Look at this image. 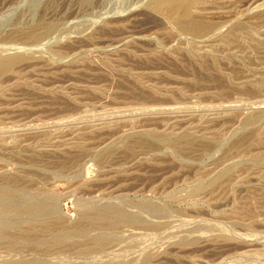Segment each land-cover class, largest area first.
Masks as SVG:
<instances>
[{
  "label": "rangeland",
  "instance_id": "rangeland-1",
  "mask_svg": "<svg viewBox=\"0 0 264 264\" xmlns=\"http://www.w3.org/2000/svg\"><path fill=\"white\" fill-rule=\"evenodd\" d=\"M148 1L0 0V264H264V0L202 41Z\"/></svg>",
  "mask_w": 264,
  "mask_h": 264
},
{
  "label": "bare ground",
  "instance_id": "bare-ground-1",
  "mask_svg": "<svg viewBox=\"0 0 264 264\" xmlns=\"http://www.w3.org/2000/svg\"><path fill=\"white\" fill-rule=\"evenodd\" d=\"M226 1L233 2V0H149L145 7L147 10L141 11L139 14L150 17L154 21L158 22V25L163 30H166L165 35H166L167 41L173 40L179 35L202 41L203 39L209 37L210 35L212 34L214 35V32H216L218 29L221 28L223 24L221 19H223V17L226 15L224 11V6H223V4ZM235 1H236V4L243 3L244 5H247L249 3H254L257 0H235ZM236 13H237L236 10H233L232 12H229L228 16H230V18L235 17ZM254 18L259 19L260 15ZM167 25H170L173 28H175V31L172 30L173 28L169 29ZM240 28L242 27L238 25V26L231 28L227 32L231 36H230V39H228V37L224 38L223 46H226L228 50L238 49L242 52L245 51L244 41L241 35L239 33H236V31L238 32ZM217 47L218 46H216L215 49H217ZM255 49L258 51V54L260 55L259 57H260L261 62L264 63L263 62L264 61V41L262 42L257 41V44L255 45ZM16 61H17L16 58H13V57L7 58V59H0V75L3 72H5ZM211 68L209 70H211ZM205 75H208V73L204 74L203 77H205ZM206 78L207 76L204 79ZM215 80L218 82L221 81L219 77H216ZM257 81L258 83L263 82L264 78H259ZM251 85L252 86H247V85L243 86L241 91L246 94H258L261 91L258 88H256V85L254 84H251ZM252 117H253V120L249 118L247 119V123L256 120L258 116L253 115ZM47 209H48V205L46 204V202H44V204L42 203L37 204L36 202V204L28 205L24 207L21 211L20 210L17 211V213H24V214L26 213L31 216H36L44 212H47L48 211ZM3 212H12V210L8 209ZM122 214L123 213L120 210H116L115 212H112V213H109V212L100 213L97 215L96 219L101 221L102 223L108 224L110 227L116 224L115 216H119V219H120V216ZM90 218L92 219V217ZM44 228H46L47 230L48 229L50 230L49 226H45ZM102 241L103 239L100 240V242Z\"/></svg>",
  "mask_w": 264,
  "mask_h": 264
}]
</instances>
